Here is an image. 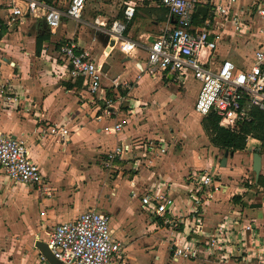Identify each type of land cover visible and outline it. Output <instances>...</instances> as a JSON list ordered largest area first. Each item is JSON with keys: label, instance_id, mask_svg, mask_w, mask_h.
<instances>
[{"label": "crops", "instance_id": "obj_1", "mask_svg": "<svg viewBox=\"0 0 264 264\" xmlns=\"http://www.w3.org/2000/svg\"><path fill=\"white\" fill-rule=\"evenodd\" d=\"M67 1L49 0V3L62 8ZM132 1L134 14L128 22L123 14L125 1L121 0L115 8L105 3L103 7L98 2L90 3L81 23L62 18L54 30L46 26L41 13L27 15L11 28L2 30L0 132L24 141L42 173V183L33 187L13 183L0 170V216L6 220L0 225V264H50L40 261L35 243H45L54 225L93 209L109 216L112 235L122 243L127 262L135 261L134 254L156 262L166 261L164 248H170L176 236L196 237L189 191L196 185L195 177L205 172H210L215 182L210 199L198 209L201 232L211 233L217 224L244 216L256 226L264 244V233L259 228V223L264 222V204L256 208L249 205L248 199V207L240 208L231 202L233 197L246 201L251 182L256 181L248 178L252 166L248 148L228 154L225 166H221L224 152L209 144L197 113L199 126L194 137L185 131L171 133L157 129L163 127L165 112L172 98L178 99L179 94L168 96L165 103L153 101L158 82L144 84L149 76L139 73L137 63L143 66V62L137 59V51L123 56L118 44L107 49L95 39L92 32L95 20L125 23L124 39L136 43H149L163 31L167 11L159 4L160 0ZM253 1L256 0H237V3L248 6ZM4 13L0 8V16ZM69 39L80 49L89 51L94 61L106 64L100 89L94 94L67 76V65L59 47ZM223 47L220 45L219 54L227 57L221 50ZM127 57L129 60H124ZM109 59L112 61L108 62ZM155 77L164 83L173 82L178 88L167 77ZM121 102L125 105L120 106ZM107 103L112 107L110 114L102 112ZM157 110H162L161 117L155 113ZM122 119L125 123L119 131L109 130ZM54 126L68 130L63 142L48 134L47 129ZM172 138L186 144L174 152L167 146L175 144ZM157 141L165 148L164 154L153 147ZM197 142L199 147L195 148ZM117 145H128L130 152L116 160L112 169H103L101 158ZM260 172L264 178L262 156ZM151 187L166 189L174 200L175 213L180 216L175 227L142 210L139 194ZM257 189L264 191V183ZM129 197L137 199L140 211L128 202ZM255 210L260 218L251 213ZM255 255L262 254L255 252ZM241 257L219 263L251 264L245 260V254ZM205 260L202 264H214L210 259Z\"/></svg>", "mask_w": 264, "mask_h": 264}, {"label": "built area", "instance_id": "obj_2", "mask_svg": "<svg viewBox=\"0 0 264 264\" xmlns=\"http://www.w3.org/2000/svg\"><path fill=\"white\" fill-rule=\"evenodd\" d=\"M85 2L69 0L65 8H58L46 0H0V8L5 12L0 16V31L38 12L50 30L56 29L62 18L81 23ZM159 4L167 11L166 26L149 43L124 39L125 23L117 20L111 23L95 20L93 28L107 34L114 45L118 44L123 56L144 51L143 66L137 63L140 74L167 77L178 85L195 81L193 110L199 116L213 112L220 125L230 130L253 123V110L264 112V45L261 43L249 54L238 55L233 60L220 56L219 45L226 44L235 34H250L247 23L252 10L264 26V1L256 0L248 6L238 5L237 0H160ZM134 7L132 0L124 2L126 22L133 17ZM198 7L206 8L204 16L196 12ZM258 31L264 38V30L259 28ZM59 54L66 62L70 80L79 81L91 94L100 89L105 75L102 61H94L89 51L80 49L71 39L60 45ZM110 109L107 103L102 112L110 114ZM124 123V120L119 121L109 130L117 132ZM47 131L50 136H57L59 142L68 135V130L62 127H50ZM161 146L157 141L153 147L164 154L165 148ZM129 152L128 145L114 146L105 152L101 166L110 170L116 160ZM0 170L13 183L27 187L42 183V173L32 161L24 141L3 132H0ZM195 178L196 185L189 192L193 200L190 214L195 216L197 231L193 233L196 237L176 236L170 246L172 259L205 258L225 262L245 254L248 263L264 264V244L256 226L244 216L217 224L211 233L201 232L198 209L210 199L215 177L205 172ZM139 201L148 216L160 217L165 225L175 227L180 216L175 213L174 200L166 189L144 190L139 194ZM45 243L60 264H128L122 243L112 235L109 216L99 210H87L71 221L54 225ZM255 252L262 255H255ZM40 261H46L42 254Z\"/></svg>", "mask_w": 264, "mask_h": 264}, {"label": "rangeland", "instance_id": "obj_3", "mask_svg": "<svg viewBox=\"0 0 264 264\" xmlns=\"http://www.w3.org/2000/svg\"><path fill=\"white\" fill-rule=\"evenodd\" d=\"M115 1L116 0H113V1L112 0H86L85 5H84V10L82 13V17L84 15V13L89 9L90 3L98 2V4H100L101 7H103L104 3L109 5V7L111 6L112 8H115V6L119 7L121 0H118V2H115ZM260 1L263 2L264 0H260ZM68 2L69 1H67L65 6L62 8H65L67 6ZM255 16H256L255 10H252L251 16L249 17V20L250 21L252 20V22L249 23V20H248V23H247L251 29L249 35L244 36L241 34H235L230 40L229 39L227 40L226 44L225 43L221 44L222 46H224L221 50L223 52H226L227 57H230V59H232V60L236 59L237 57H239L238 55H241V54H249L255 47H257L259 45V43L260 44L263 43V45H264V38H263V36H261L262 35L261 32L258 31L259 28H261V30H264V26H263V23L258 18H255ZM136 56H137L138 60L142 61L143 63L145 62L146 53L144 51L138 50ZM109 61H112V60L109 59L108 62ZM148 79H150V80H148ZM144 81H145L144 84L146 82H148L149 84L151 82L152 83L158 82L157 83V86H158L157 91L155 93V96H153V98H152L153 101H157L158 103H160V101H164V103H165L166 102L165 100L168 98V96L170 97L172 95H175V93L179 94L178 99L175 100L174 98H172V103L170 104V107L167 108V111L165 112V122H163V127H157V129H159L161 131H165V132L170 131L171 133H175V131L177 133H180L181 131H185L186 133L193 135V137H194L195 133L197 131L196 130L197 126H199L198 125V123H199L198 117L199 116L193 110V103L195 101L194 99L196 96L197 83L195 81L189 80L190 83L188 85H186V87H184L182 85H178V88H177V85L175 83H173V82L164 83L163 81L156 78L155 76L154 77L149 76ZM87 97H91V94H90V96H87ZM124 105H125L124 102H121L120 106H124ZM158 107H160V106H158ZM161 112H162V110H160V111L157 110L155 113L161 117V114H162ZM173 137H177V136L173 135ZM172 139H173V142L175 144L173 146H171L172 144H167V146L168 147L170 146V148L172 147L174 152H176L178 149L179 150L182 149V146H184L186 144V143L184 144V142L180 143V141L175 142L176 140L174 138H172ZM249 140L250 139L247 140V144H246V147L248 148V150H247L248 155L251 156V154H253L256 150H258L260 152V155L263 158V164H264V138L255 140L253 142L249 141ZM150 141H152V140H150ZM197 141H199V140H197ZM163 144H164V142H163ZM198 147L199 146H198V142H197V146L195 148H198ZM104 157L105 156L103 155L101 160H103ZM202 174H204V173H202ZM110 175H113V174L111 173ZM259 175H261V172ZM248 178L250 181H252L254 179V173L252 171L251 172L249 171ZM257 188L258 187H250L248 195L250 197L249 198V200H250L249 205L254 206L256 208H259V207H262V205L264 204V191H259ZM128 202L131 203L132 207L138 208V210L140 211L139 207L137 206V204H138L137 199L131 200V198H130V199H128ZM263 208H264V205H263ZM250 212L251 211H249L248 213H250ZM251 213L254 214L255 218L259 217L258 212L256 210L251 212ZM253 214H251V215H253ZM257 215H258V217H256ZM111 219H113V214L111 215ZM3 223H6V220H4V217L0 216V225ZM259 224H260V227H259L260 231H262L264 233V222H263V220ZM164 250L166 251L167 256H168L166 261L156 262V260H154L153 258H150L147 256H142L141 254H137V255L134 254V257H135L134 260L135 261H133L131 263L128 262V264H132V263L133 264H202V262H206V260L203 258L196 259V260H179L178 262H173V261H171L173 259H172V255H171V251H170L169 246H168V248H164ZM136 252L140 253L139 250H136ZM126 260L128 261L129 259L126 258ZM210 260L214 264H216V263L221 264L215 260H212V259H210Z\"/></svg>", "mask_w": 264, "mask_h": 264}, {"label": "trees", "instance_id": "obj_4", "mask_svg": "<svg viewBox=\"0 0 264 264\" xmlns=\"http://www.w3.org/2000/svg\"><path fill=\"white\" fill-rule=\"evenodd\" d=\"M46 1L49 2V0ZM3 29L4 28H2V30ZM2 30L0 31V35ZM76 84L79 85L80 82L77 81ZM65 86L67 89L71 88L69 85ZM253 115L255 121L253 123L242 125L239 130L223 128L220 125L219 118L213 112L201 117L200 126L212 147L222 150L223 152L227 151L228 153H235L245 150L248 138H253L255 140L264 138V112L254 109ZM258 153L260 154L259 151ZM263 183L264 178L262 175H259L255 182H251V187H261ZM249 198L250 197L247 193L246 201H241L240 197H233L231 202L238 205L240 208H247V200Z\"/></svg>", "mask_w": 264, "mask_h": 264}, {"label": "water", "instance_id": "obj_5", "mask_svg": "<svg viewBox=\"0 0 264 264\" xmlns=\"http://www.w3.org/2000/svg\"><path fill=\"white\" fill-rule=\"evenodd\" d=\"M196 12L201 14V15H205L206 12V8L205 7H198L196 9ZM93 35L95 37V39L104 47H106L107 49H110V47L114 46V41L112 39L109 38V36L107 34H105L102 31H98V30H92ZM124 60H129V58L127 57ZM103 73H105L106 71V64H103ZM232 155V153H228L227 151L224 152V157L221 160L220 165L221 166H225V159L227 157V155ZM260 169H261V156L258 153V151L256 150L253 154H252V166H251V171L254 173V178L255 180H257L259 174H260ZM35 247L38 249V251L40 252V254H42L46 261H48L50 264H60L56 259L53 258V256L50 254L46 243L43 242H36L35 243Z\"/></svg>", "mask_w": 264, "mask_h": 264}]
</instances>
